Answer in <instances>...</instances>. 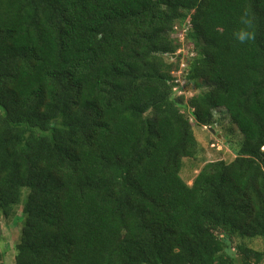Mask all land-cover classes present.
Wrapping results in <instances>:
<instances>
[{"label": "trees", "instance_id": "obj_1", "mask_svg": "<svg viewBox=\"0 0 264 264\" xmlns=\"http://www.w3.org/2000/svg\"><path fill=\"white\" fill-rule=\"evenodd\" d=\"M179 28L196 53L186 105ZM0 107L15 264H264V0H0ZM218 112L236 157L189 185L194 127Z\"/></svg>", "mask_w": 264, "mask_h": 264}, {"label": "rangeland", "instance_id": "obj_2", "mask_svg": "<svg viewBox=\"0 0 264 264\" xmlns=\"http://www.w3.org/2000/svg\"><path fill=\"white\" fill-rule=\"evenodd\" d=\"M186 30L187 28H179L178 33H176V35H179L177 37V41L182 44V48L178 52L179 56L168 59L169 62H177V64H179V69L174 73L177 84L175 85L173 92L175 98H184L185 105L191 97L198 93L196 88L186 79L189 71V64L196 56L193 48L186 42V38L182 37L186 33ZM3 111L4 110L0 107V113L3 114ZM182 111L188 112V116L191 115V111H188L185 108H182ZM215 117L220 121L219 125L213 127L217 134H213L209 130V127H194L195 136L200 143V148L203 151H201V155L198 160L184 159L181 177L183 180L187 181L189 185L192 184V180L199 173L205 162L218 160H224L228 163L232 162L236 157L235 152L238 144L243 139L242 135L239 133L237 128L231 124L229 117L225 113L218 112ZM191 121H193L192 117ZM231 129L232 135H229L228 131ZM218 135H221V139H219ZM225 135L228 136L227 138L229 139V143H227ZM27 193L28 190H26L24 197H26ZM22 220L23 218L21 212H19L18 217L14 221L2 222V233L4 239L0 245V255L3 256L0 260V264H15V245L23 228ZM250 245L257 250H264V244L261 240H254L250 243Z\"/></svg>", "mask_w": 264, "mask_h": 264}, {"label": "clouds", "instance_id": "obj_3", "mask_svg": "<svg viewBox=\"0 0 264 264\" xmlns=\"http://www.w3.org/2000/svg\"><path fill=\"white\" fill-rule=\"evenodd\" d=\"M243 23L247 24V21H243ZM235 38L240 42L244 43L245 41L251 38V34L247 30H240L239 32L235 33Z\"/></svg>", "mask_w": 264, "mask_h": 264}, {"label": "water", "instance_id": "obj_4", "mask_svg": "<svg viewBox=\"0 0 264 264\" xmlns=\"http://www.w3.org/2000/svg\"><path fill=\"white\" fill-rule=\"evenodd\" d=\"M173 58H176V55L173 56ZM209 130L213 133V134H217V132L213 129V128H209ZM219 139H221V135H218Z\"/></svg>", "mask_w": 264, "mask_h": 264}]
</instances>
